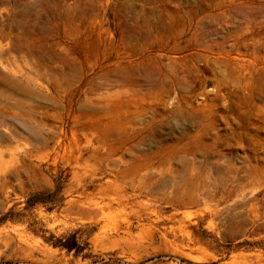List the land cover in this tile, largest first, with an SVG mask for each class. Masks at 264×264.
Returning a JSON list of instances; mask_svg holds the SVG:
<instances>
[{
    "label": "rangeland",
    "instance_id": "1",
    "mask_svg": "<svg viewBox=\"0 0 264 264\" xmlns=\"http://www.w3.org/2000/svg\"><path fill=\"white\" fill-rule=\"evenodd\" d=\"M0 264H264V0H0Z\"/></svg>",
    "mask_w": 264,
    "mask_h": 264
}]
</instances>
